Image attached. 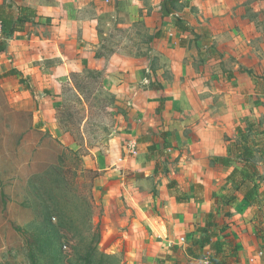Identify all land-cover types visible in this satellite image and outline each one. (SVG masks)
I'll use <instances>...</instances> for the list:
<instances>
[{
    "label": "crops",
    "instance_id": "1",
    "mask_svg": "<svg viewBox=\"0 0 264 264\" xmlns=\"http://www.w3.org/2000/svg\"><path fill=\"white\" fill-rule=\"evenodd\" d=\"M103 1L0 0L12 25L0 39V113H32L34 127L48 128L72 147L75 141L57 117L65 89L74 88L73 78L87 69L104 71V90L128 100L122 126L105 151L88 157L99 173L95 190L103 199L104 238L112 241L106 253L122 256L124 264H180L199 260L189 249L201 253L196 243L209 235L207 256L264 264V163L256 161L257 153L264 154V138H228L249 132L242 115L255 107L252 97L264 96V79L256 77V68L234 61L228 48L221 53L213 44H239V31L193 21L194 8L199 19L209 11L211 17L219 14L218 0H206L205 6L180 0L169 17L161 12L163 0L158 16L173 28L157 29L155 42L168 45L166 55L171 50L170 72L159 69L152 86L156 80L146 76L139 57L102 53ZM176 18L187 31L175 26ZM199 48L209 51L200 62L194 54ZM260 124L251 130L262 137ZM133 147L136 152L129 154ZM216 177L225 180L222 188Z\"/></svg>",
    "mask_w": 264,
    "mask_h": 264
},
{
    "label": "rangeland",
    "instance_id": "2",
    "mask_svg": "<svg viewBox=\"0 0 264 264\" xmlns=\"http://www.w3.org/2000/svg\"><path fill=\"white\" fill-rule=\"evenodd\" d=\"M107 1H103L106 10L102 8L99 17L104 26L102 34H106L102 36V53L108 57L116 51L119 55L139 57L146 76H154L156 81H150L155 86L159 69L170 72L167 59L171 50H166L170 51L166 55L168 45L157 44L154 37L159 28H173L158 16L163 0ZM199 2L206 4V0ZM217 2L219 14L211 17L209 11L208 17L199 19L194 8L193 21L211 28H237L236 39L242 40L239 44L220 40L213 44L221 53L228 48L238 64L256 68L260 71L256 77L263 80L264 0ZM231 6L234 12L226 13ZM221 41L226 42L224 38ZM194 54L200 62V55L206 57L209 51L199 48ZM197 66L202 70L201 63ZM103 78L104 71L87 69L73 78L76 90L71 86L65 89V104L57 117L75 141L72 147L54 139L48 128L34 127L32 113H0V264H124L122 256L107 254L112 241L104 238L107 223L103 199L95 190L99 173L88 158L105 151L113 132L122 126L121 117L126 116L127 97L116 98L105 91ZM251 100L255 107L244 110L242 115L243 120L248 118L243 130L248 128L249 132L237 131V136L233 133L229 139L243 142V136L252 140L256 136L264 138L251 130L254 122H261L259 126L264 129V96ZM136 149L140 151V147ZM263 155L257 153L260 164L264 163ZM214 181L219 188L224 186L225 180L218 182L216 177ZM180 262L201 264L200 260Z\"/></svg>",
    "mask_w": 264,
    "mask_h": 264
},
{
    "label": "trees",
    "instance_id": "3",
    "mask_svg": "<svg viewBox=\"0 0 264 264\" xmlns=\"http://www.w3.org/2000/svg\"><path fill=\"white\" fill-rule=\"evenodd\" d=\"M179 1L180 0H164L163 3H162V5H161V7H162L161 8V12H162L163 16H165V17L166 16L167 17L171 16V14H172V12L174 10L175 5ZM21 12H24V10L23 11L21 10ZM8 17L9 16L5 15L4 13H2L0 11V20H1L2 24H3V38L5 37V35L7 34L8 31L10 32V29H8V28H12L11 27L12 25H10V23H8V20H9ZM18 18H19V20H21L22 17L19 16ZM175 26L177 28H179L181 31H187L188 28H189V27L185 26V24L180 20V18H176L175 19ZM154 37L158 38L159 37V34L158 33L155 34ZM217 160L219 162H221L223 165H227L228 162H229V159H227V158H218ZM236 173H237V170H235L232 173L231 176H235ZM245 197H246L247 200H251V198H252L250 196V194H248V193L245 195ZM208 236L209 235L203 236V238H200V240L197 241V243H196V245L201 248V253H199V254L196 255V253L195 252L193 253V251L191 250L193 248H190L189 249V253L191 255H193L194 257H197V259H199V260L207 261L209 264H228L227 261H226V259L220 258V255H214V256H211V255L210 256L209 255L207 256L206 255V253L204 252L203 249L206 247V245H208V243H211V239H210V237L208 238Z\"/></svg>",
    "mask_w": 264,
    "mask_h": 264
},
{
    "label": "built area",
    "instance_id": "4",
    "mask_svg": "<svg viewBox=\"0 0 264 264\" xmlns=\"http://www.w3.org/2000/svg\"><path fill=\"white\" fill-rule=\"evenodd\" d=\"M3 38V24H2V22H1V20H0V39H2ZM136 151H135V149H134V147L130 150V153H135ZM203 264H209L207 261H204L203 262Z\"/></svg>",
    "mask_w": 264,
    "mask_h": 264
}]
</instances>
